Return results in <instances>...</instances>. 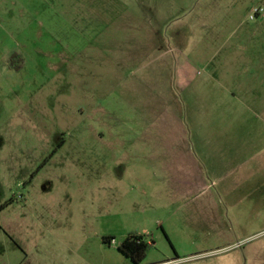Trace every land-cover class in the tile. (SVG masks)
I'll use <instances>...</instances> for the list:
<instances>
[{"label": "rangeland", "instance_id": "rangeland-1", "mask_svg": "<svg viewBox=\"0 0 264 264\" xmlns=\"http://www.w3.org/2000/svg\"><path fill=\"white\" fill-rule=\"evenodd\" d=\"M22 1L0 25L24 55L0 77V264H127L130 234L142 264H264V0ZM139 83L183 103L185 138L139 142ZM139 145L169 182L139 185Z\"/></svg>", "mask_w": 264, "mask_h": 264}, {"label": "crops", "instance_id": "crops-1", "mask_svg": "<svg viewBox=\"0 0 264 264\" xmlns=\"http://www.w3.org/2000/svg\"><path fill=\"white\" fill-rule=\"evenodd\" d=\"M77 11L78 12H87V13H93L95 14L98 10V7L102 6L104 8V12L109 13H115L117 11H122L121 7L126 8L130 7L128 6L127 0H74L73 1ZM136 6L139 7L140 11H147L152 13H157L159 11L165 10L164 7H169L172 2L170 0H162L160 4V0H135ZM23 3H26L25 0L22 1ZM158 3L159 6L155 5ZM17 3H15V0H0V25H7L9 27L10 22L14 21V10ZM152 7V8H151ZM3 43L2 39H0V44ZM5 43V41H4ZM15 42L13 39L10 40L7 44H1L6 45V47H0V77L1 74L3 76L10 75V73L20 72L17 71L14 67L10 66V58L13 54L17 53L18 56L24 55L20 54L21 51L17 50L15 48ZM159 41H154L151 43L154 47L158 46ZM22 58V57H21ZM19 58L23 61V59ZM152 58V57H151ZM150 57H146L144 54L139 53V72L146 70L149 72H153L149 66L146 68L144 64V60H149ZM23 64V63H21ZM24 67V65H23ZM194 68L192 64L185 63V66L176 70V75L180 79V85L183 84L182 81L186 82L183 87H187L190 81H188V78H191L193 76ZM186 78V80H184ZM182 82V83H181ZM159 98V99H158ZM155 98L152 93L146 92L142 89L139 83V142H146V141H157L160 139H167V140H181L185 138V134L182 133L185 131L184 125H185V117H184V105L182 102H179V100H176L174 96L165 97V98ZM153 130H150L151 128H155ZM146 150L143 149L142 146L139 145V185L144 187L145 185L149 188L153 189L152 187L158 186L159 183V177L156 176L157 173H164L163 170H171L172 166L168 165L165 166H159L158 164H154L153 166H145L143 164V160L145 158H149L150 156L147 155ZM183 167L180 169V171H185L186 169L190 168L189 161L187 162V166H185V161L182 160ZM155 163V162H154ZM192 167V166H191ZM146 174V175H145ZM162 176L163 180L166 182H169L166 178V175L163 174ZM198 181V180H197ZM146 182V184H145ZM144 183V184H143ZM172 186H180L185 187L186 184L188 186L191 185V182H186V180H183L182 183H171ZM8 207V206H7ZM6 209V208H5ZM4 210V209H3ZM2 210V211H3ZM151 242V241H150ZM123 255V254H122ZM128 259V258H127ZM129 262L127 264H134L130 259H128ZM82 264H95L94 262V255L91 257L88 256L86 259V263ZM162 264H168V263H162Z\"/></svg>", "mask_w": 264, "mask_h": 264}, {"label": "trees", "instance_id": "trees-1", "mask_svg": "<svg viewBox=\"0 0 264 264\" xmlns=\"http://www.w3.org/2000/svg\"><path fill=\"white\" fill-rule=\"evenodd\" d=\"M19 62L21 63L18 54H13L10 58V66L20 71L23 66L22 64L19 65ZM9 204H11V202L1 206V209L7 207ZM153 244L154 243L152 241L150 242L149 238L146 236L130 234L119 246V251L134 264H142L147 258L148 252Z\"/></svg>", "mask_w": 264, "mask_h": 264}, {"label": "built area", "instance_id": "built-area-1", "mask_svg": "<svg viewBox=\"0 0 264 264\" xmlns=\"http://www.w3.org/2000/svg\"><path fill=\"white\" fill-rule=\"evenodd\" d=\"M261 17H264V8L263 7L255 8L250 14L251 20H257Z\"/></svg>", "mask_w": 264, "mask_h": 264}]
</instances>
